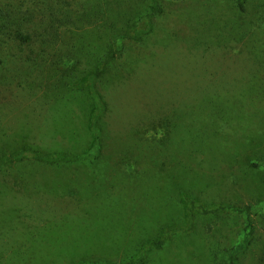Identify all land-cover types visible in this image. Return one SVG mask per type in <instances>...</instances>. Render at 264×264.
<instances>
[{
	"label": "rangeland",
	"instance_id": "obj_1",
	"mask_svg": "<svg viewBox=\"0 0 264 264\" xmlns=\"http://www.w3.org/2000/svg\"><path fill=\"white\" fill-rule=\"evenodd\" d=\"M45 3L55 33L42 39L34 65L20 67L0 42V154L24 145L86 151L87 78L122 28L150 5ZM164 6L153 33L127 42L97 81L108 104L102 158L1 169L0 264H74L84 257L120 263L185 219L182 194L207 204L264 206V171L248 166L264 156V0H250L246 12L238 0ZM255 220L263 233L264 219ZM244 227L240 216L199 217L193 234L145 264H219L215 251L231 247ZM254 253L245 264H255Z\"/></svg>",
	"mask_w": 264,
	"mask_h": 264
},
{
	"label": "trees",
	"instance_id": "obj_2",
	"mask_svg": "<svg viewBox=\"0 0 264 264\" xmlns=\"http://www.w3.org/2000/svg\"><path fill=\"white\" fill-rule=\"evenodd\" d=\"M146 1L150 3L149 9L139 16L136 14V18L128 22L125 28H122L119 38L108 48L106 58L101 64L102 67L87 78L85 87L88 88L92 102L88 127L92 138L90 147L82 153H71L47 152L31 145H24L13 151L0 154V171L4 167L30 160L50 166H61L94 163L102 158L104 146L103 130L100 124L108 111V104L98 90L97 81L107 72L115 59L124 53L127 42L142 43L145 38L153 33L155 19L164 13V5L168 0ZM249 2L250 0H238L239 10L246 12ZM63 3L64 9L69 7L66 1ZM45 4V0H0V18L5 17L11 21H17L0 22V42L2 45L10 47L13 54L9 52L18 61L20 67L27 68L29 65H34L33 63H36L40 52L39 47L42 39L46 35L51 37L55 33V24L52 23L51 18H47V11H44ZM65 15L70 16L69 13ZM1 65H3V59L0 55ZM80 87L81 85L75 88ZM256 104L260 109L261 105ZM248 166L254 170L264 171V156L250 159ZM182 198L185 219L166 225L160 232L158 231L155 238L144 242L138 249L136 248L135 253L128 259L116 263L84 257L75 261L74 264H145L150 255L160 252L174 239L193 234L197 228L199 217H214L222 214L242 217L245 227L238 240L231 247L219 248L215 251L214 256L219 264H245L244 260L255 252L256 246L261 245L260 242L264 244V232L259 234L257 231L261 222L258 223L255 220L256 216H259V219H264V206L260 202L249 205L207 204L188 194H182ZM261 246L264 250V245ZM253 260L255 264H264V251L260 254L254 253Z\"/></svg>",
	"mask_w": 264,
	"mask_h": 264
}]
</instances>
